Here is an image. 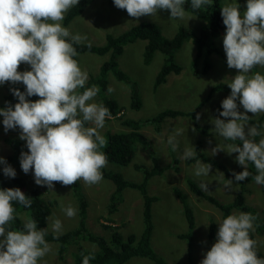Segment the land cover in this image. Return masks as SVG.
Returning a JSON list of instances; mask_svg holds the SVG:
<instances>
[{
  "label": "rangeland",
  "instance_id": "1",
  "mask_svg": "<svg viewBox=\"0 0 264 264\" xmlns=\"http://www.w3.org/2000/svg\"><path fill=\"white\" fill-rule=\"evenodd\" d=\"M223 2L225 5L236 3L239 6L241 17H243L247 0H223ZM144 21L157 23L166 37H173L180 25H184L198 34L203 24L197 16L189 12H186L184 19L171 18L170 10H158L153 16H142L137 21L136 18L129 17L126 10L115 7L113 0H93L81 14L74 17L69 23H65L64 19L60 23L72 35L79 34L86 37L79 44L104 45L108 34L118 36L125 30ZM225 34L226 28L215 39L221 49V53L214 52L210 55L208 58L210 68L207 71L203 70L205 58L199 62L197 61V63L195 61L196 46L194 42L192 40L185 41L176 52V61L181 65V71L179 73H169L166 81L156 88L155 81L164 64V54L157 51L152 61L145 63L144 51L147 41L138 39L125 45L123 53L118 56V64L121 70L131 77L132 80L136 81L135 87L141 99L139 109H135L131 105L132 84L118 79L110 70L102 74L101 68L104 62L109 59L110 52L99 54L98 52L86 50L77 53L76 61L81 70L88 74L87 81L90 78L94 80L99 77L106 79L107 89H113L111 93L108 92L109 97L115 99L121 106L120 113L116 116L105 118L104 127L97 129V131L107 140L106 134L108 131L132 130L124 122L126 120H135L142 122L138 130L146 136L147 144L149 145L138 144L136 157L128 166L107 163L104 168L107 171L121 173L126 180L140 183L144 174L142 170H137L134 167V163H143L147 168L153 165L149 147L156 152L155 156L158 158L159 164L167 166L163 173L157 174L149 180L148 191L151 195L157 197L152 204V220L155 224L152 245L169 264H200L207 251L212 247L208 237L210 224L214 223L215 225L216 236L214 242H216L220 226L218 222L222 221L223 212L206 198L194 193L188 181H195L200 187L202 182L206 183L207 190L204 191L216 197L222 203L233 201L241 187L240 181L227 177V172L221 166V163L225 164L227 166H225L226 169L232 174L244 171V166L240 165L236 160L238 153L229 154L227 152L228 144L236 143L242 147V142L239 140L235 142L225 140L216 133L213 123L216 118L226 121L230 119L220 116V112L223 110L222 101L230 96L231 92L227 90L211 91L212 87L216 84H225L230 88L228 83L238 74L237 69L229 68L227 65V57L223 48ZM68 38L71 39V37ZM27 70H31V66L21 63L18 71L24 72ZM257 72L264 74V67L257 65L250 70L248 75L251 76ZM11 85L26 88L22 82L0 84V109H3L2 103L7 89ZM93 86L96 85H92L90 88ZM97 88H100V85ZM78 90L76 91L78 92ZM99 98L100 94L98 91L97 95L89 103L99 105ZM236 103L237 110L243 113L245 110L240 105L239 98H237ZM197 106L200 107L197 108V112L193 116L166 117L160 123V132L156 130L151 122L164 109L190 111L196 109ZM247 115L250 118L245 131L247 133V127L256 126L261 132V136L249 138L254 139L258 143L261 138H264V113L257 115L247 113ZM2 119L3 116L0 115V157H4L7 163L15 169L16 176H21L25 180L24 190L38 188L41 196L46 201H54V204L52 203V212L45 219V233H54L51 224L56 219H59L63 225L62 232L79 227L80 217H78V210L80 208L79 200L81 195L87 198L89 202L86 211V225L92 232L104 236L110 241L115 230H118L124 238L131 234L139 235L143 231L145 226L143 217L144 203L138 188L128 186L118 192L114 181L107 177H103L99 183L92 185L86 184L83 180H77L80 185L81 195L76 194L74 185L64 186L59 182H54L52 189H49L47 185H37L32 170L25 174L19 163L11 161L10 157H12L15 150L7 139L9 137L20 138V131L11 130L5 132L2 126ZM204 125H208L209 130L207 129L208 132L206 133L202 131V126ZM85 127H95V125L87 122ZM177 131H179V135H176ZM170 136H175V141L177 142L176 150H173L172 145L168 142ZM23 142L24 148L28 152L26 141L23 140ZM217 146L224 150H219L213 155V149L217 148ZM187 148H192L195 152L201 149L204 158L199 157V160L195 161L183 159L182 154ZM98 150L102 152L103 148ZM207 156L215 158L211 160L216 162L220 161L219 164L205 159V157L208 158ZM175 157L179 160L176 164L172 163L173 165H171ZM197 161L211 165L207 176L198 177L195 175ZM250 164L253 169L255 167L254 164ZM175 166H178L179 170H176ZM249 168L248 164V171L250 170ZM0 169H3L2 164H0ZM4 177L9 180L12 179L5 175ZM228 180L233 182L230 187H226ZM175 187L186 195L188 203L193 208L196 221L195 228L192 231L193 244H190L189 239L179 236L181 233H187L189 229L184 205L177 196ZM260 187V184L255 181H247L244 184V189H248L246 191L247 194H245V201L262 216L264 211V192ZM69 206L76 209V215L71 218L64 211ZM242 212L246 213L235 208L232 215L238 216ZM22 219L26 222L25 213H22ZM258 225L259 222L253 221L252 231L255 236L256 246L264 252V232L260 233L257 231ZM0 239H3V237H0ZM46 242L50 246V251L42 258H39L37 264L75 263V255L73 256V253L77 251V244L70 243L65 255L60 256L58 251L59 244L54 241ZM78 243L85 246L86 249L95 250L98 248L95 243L88 241L78 240ZM126 264L154 263L147 258L137 256L131 258Z\"/></svg>",
  "mask_w": 264,
  "mask_h": 264
},
{
  "label": "clouds",
  "instance_id": "2",
  "mask_svg": "<svg viewBox=\"0 0 264 264\" xmlns=\"http://www.w3.org/2000/svg\"><path fill=\"white\" fill-rule=\"evenodd\" d=\"M79 0H0V84L23 83L26 90L11 89L18 102L0 109L4 130L20 129V139L26 141L28 152H21L20 164L23 172H34L37 185H47L52 189L54 182L64 186L73 185L77 180L86 184L99 183L101 169L106 167V155L99 151L107 140L97 129L104 127L105 118H110L109 110L96 103H89L98 93L96 86L77 94L83 88L88 74L83 72L73 58L77 55L73 44L86 37L72 35L60 23L64 14ZM114 6L127 11L129 17L138 19L153 16L158 10H170V17L184 19L185 0H113ZM212 0H191L193 9L210 5ZM226 34L223 48L229 68L238 70L228 86L231 94L222 101L220 116L216 118L214 129L227 141H242L228 144L227 152H235L237 162L244 171L234 173L236 181H243L251 173L248 164H254L258 174L257 184L264 185V138L259 142L249 137L261 136L256 126L245 128L249 121L247 113H264V74L248 75L259 65L264 67V0H247L246 10L241 17L239 6L229 4L221 7ZM51 21V22H49ZM21 63L31 66V70L18 71ZM112 88L108 89L111 93ZM38 96L39 99H26ZM245 110H237L236 100ZM82 118H79L81 117ZM198 118V117H197ZM85 122L95 127H85ZM177 131L176 135H179ZM169 144L177 148L175 136H170ZM224 150L217 146L212 154ZM196 152L187 148L182 154L185 160L193 159ZM3 174L14 178L15 169L4 157H0ZM211 165L197 161L196 176H207ZM228 180L226 187H230ZM207 190V184L201 183ZM13 201L31 207L32 200L19 188L0 190V264H37L38 259L50 251L45 241V233L37 230L34 220H27L23 230H7L6 225L14 219ZM71 218L76 209H64ZM256 216L251 213L228 215L219 223L217 241L200 264H264L255 251L256 241L249 236ZM207 226V224H206ZM55 238L62 234L63 225L59 219L51 224ZM93 255L84 256L82 264H89Z\"/></svg>",
  "mask_w": 264,
  "mask_h": 264
},
{
  "label": "trees",
  "instance_id": "3",
  "mask_svg": "<svg viewBox=\"0 0 264 264\" xmlns=\"http://www.w3.org/2000/svg\"><path fill=\"white\" fill-rule=\"evenodd\" d=\"M92 2L93 0H79L77 5L71 7L66 12V14L64 15V22L69 23L74 17L81 14L83 10ZM223 6H226L223 0H212L210 5H204L200 9H193L191 7V0H185V3L183 5L185 12H189L197 16L203 22L201 30L198 34H196L192 29L184 25H180L178 31L173 37H166L157 23L144 21L139 25H135L132 28L125 30L118 36L108 34L107 41L104 45L77 44L70 38L66 39L68 40V42L73 44V47L76 49L77 53L86 50L98 52L99 54H106L110 52L109 59L104 62L101 68L102 74H105L110 70L116 75L118 79L132 84L131 105L133 108L139 109L141 106V99L138 90L135 87L136 81L132 80L131 77H129L123 70H121L118 64V56L123 53L124 46L129 42H134L138 39L147 41L144 51L145 63H150L157 51H160L164 54L165 61L157 75L155 88L166 81L169 73H179L181 71V65L176 61V52L182 47L185 41L192 40L194 42L196 46L195 61L197 63V61L199 62L201 59L205 58L206 60L203 70L207 71L210 68V62L208 60L210 55L214 52L221 53V49L218 47L215 39L226 28L223 23V17L221 15V7ZM73 58L77 60V55ZM92 85H96L97 87H99L100 85V88H98L100 94L99 105L106 107L109 110L110 116H116L117 114H119L121 111V106L115 99L109 97L107 81L103 77H99L98 79L94 80L90 78L87 83H85L83 88H78L79 90L77 94H82L83 91L89 89ZM13 88H18L21 92H24L26 90L25 87L18 85L9 86L2 103V108H6L8 106L14 107V105L18 102V97H15L11 91V89ZM214 90H227L231 92V89L228 88L225 84L214 85L211 91ZM26 98L30 99L31 101L39 99L38 96H26ZM199 107L200 106H197L196 109L190 111L164 109L160 111L159 114H157L151 120V122L154 124L156 130L160 131V123L163 122L166 117H176L179 115L193 116L196 114L197 108ZM79 118H82V116ZM86 123L87 122H85V125ZM124 124L130 126L132 130L121 132L108 131L106 134L107 144L103 147L102 152L106 155L108 163H116L123 166H128L136 157L138 144L146 145L147 140L146 136L138 130L142 125V122H138L135 120H126ZM2 126L4 128L3 119ZM207 129L208 125L202 126V131H204L205 133L208 132L209 129ZM11 130L20 131L18 127L16 129H10L8 131ZM7 140L8 142H10V144L13 145L12 147L15 150L12 157H10L11 161H15L21 166L20 154L21 152H26L23 140L17 137H9ZM146 146L149 145L147 144ZM149 149L151 150L150 156L153 161V165L150 168L145 167L143 163H134V167L137 170H142L144 174L143 179L140 183L126 180L119 172L107 171L105 168L101 169L102 176L113 180L118 192L122 191L128 186L138 188L141 192L144 203L143 217L145 226L143 231L139 235L131 234L128 237L124 238V236L118 230H115L112 233L111 240L108 241L104 236L92 232L86 225V211L88 207L87 204L89 202L87 198H84V196L81 195L82 193L80 185L78 181H76L73 184V187L76 194L81 195V198L79 200L80 208L78 210V217H80L79 227L72 230H66L62 232L61 235H59V238H55L56 234H47L44 231L45 219L51 214L53 206L52 203L54 204V201H49L50 203L46 201L41 196L40 190L38 188L24 190L25 180L21 176H15L11 180H9L4 177L2 170L0 169V190L7 188H19L26 195V197L32 200L31 207L21 205L17 201L12 202L14 208V219L5 226L6 231L23 230L25 221L22 219V213H25L26 221H36L37 230L43 231L45 233V241H54L59 244L58 251L60 256L65 255V252H67L68 245H70V243L73 242L78 245L77 251L73 253V256L75 255L74 264H82L84 256H89L90 254L95 258L90 259L89 264H126L131 258L137 256L147 258L154 264H169L168 261L158 251H156V249H154L152 245V238L155 229V224L152 220V204L157 197L151 195L148 191L149 180L153 176L163 173L167 166H161L159 164L158 158L155 156L156 152L150 147ZM199 157L204 158L201 149L197 150V154L193 159L188 160L194 161ZM208 158L205 157V159L207 160L215 159ZM178 160L179 159L175 157L171 162V165H173L172 163L176 164ZM211 162L219 164L220 161L216 162L214 160H211ZM221 164L220 165L227 172V177L234 179V175L226 169L227 166L223 163ZM249 167L251 175L245 180L240 181V190L234 200L229 203L220 202L216 197L202 190L195 181L189 180L188 184L194 193L206 198L217 208H219L221 212H223L222 220L228 215H232L233 210L237 208L245 211L246 213H251L252 215L256 216V220L254 222H259L257 231L262 233L264 232V211L263 215L261 216L260 214H258V211H256L252 206L248 205L245 201V193L248 189H244V184L247 181H255L254 177L258 174L255 167H253L252 169L250 163ZM175 169L179 170V167L175 166ZM260 186V189L264 192V185L260 184ZM175 192L184 205V212L187 218L189 229L187 233H181L179 234V236L185 239H189L190 244H193L192 231L195 228L196 224L193 208L188 203L186 195L179 188L175 187ZM215 236V225L214 223H211L208 237L212 246L215 243ZM249 236L251 239L255 240V236L252 230H249ZM78 240L95 243L98 248L95 250L86 249L85 246H82L78 243ZM255 251L259 259H264V252L259 250L256 245Z\"/></svg>",
  "mask_w": 264,
  "mask_h": 264
},
{
  "label": "crops",
  "instance_id": "4",
  "mask_svg": "<svg viewBox=\"0 0 264 264\" xmlns=\"http://www.w3.org/2000/svg\"><path fill=\"white\" fill-rule=\"evenodd\" d=\"M196 154H197V152H196ZM196 160H199V158L198 159H196ZM195 161V160H194ZM261 188V187H260ZM245 194H247V192L245 193Z\"/></svg>",
  "mask_w": 264,
  "mask_h": 264
},
{
  "label": "flooded vegetation",
  "instance_id": "5",
  "mask_svg": "<svg viewBox=\"0 0 264 264\" xmlns=\"http://www.w3.org/2000/svg\"><path fill=\"white\" fill-rule=\"evenodd\" d=\"M158 132H160V131H158Z\"/></svg>",
  "mask_w": 264,
  "mask_h": 264
}]
</instances>
